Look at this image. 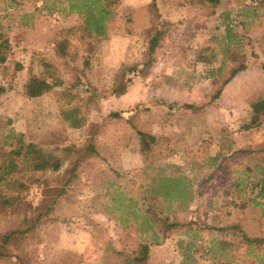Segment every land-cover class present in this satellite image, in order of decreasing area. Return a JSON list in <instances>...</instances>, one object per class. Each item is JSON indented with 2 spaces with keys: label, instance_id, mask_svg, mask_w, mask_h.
I'll return each instance as SVG.
<instances>
[{
  "label": "rangeland",
  "instance_id": "1",
  "mask_svg": "<svg viewBox=\"0 0 264 264\" xmlns=\"http://www.w3.org/2000/svg\"><path fill=\"white\" fill-rule=\"evenodd\" d=\"M15 1L0 14L1 33L13 47L9 61L0 66V163L13 131L26 143L53 152L62 166L41 173L22 168L14 175L25 185L23 203L0 204V264H127L149 245L151 233L140 229L145 215L163 242L150 245L142 264H213L204 253L196 263L187 260L177 245L187 228L166 237V220L213 228L240 224L250 238H264L260 211L239 209L241 201L226 194L236 176L241 179L246 172L256 181L257 169L264 168L263 153L234 155L264 143V123L256 126L262 118L251 115L253 98L264 89V68L244 71L237 86L233 78L215 97L234 69L264 63V13L257 14L255 31L242 35L234 33L239 24L233 16L219 15L222 8L207 16L209 4L199 0H120L110 37L82 42L76 29L69 32L84 23L81 16L64 14L61 5L54 8V0ZM45 1L53 14L44 8ZM7 3L0 0V7ZM227 28L232 29L229 43ZM234 34L243 36L235 51ZM60 38L70 42L71 56L65 59L54 51ZM211 51L218 54L216 60L199 61ZM41 60L55 66L53 75L63 85L29 99L23 86L41 73ZM149 60L153 66L142 71L141 64ZM137 64L127 73L126 91L113 94L122 70ZM90 143L98 156L81 164L78 180L65 188L56 206L25 224L26 217L33 220L40 213L35 208L41 199L50 201L64 187V174L76 160L74 150ZM68 147L73 151L65 152ZM170 176L193 185L194 209L157 192L158 181ZM2 191L0 183V196ZM28 207L33 210L26 214ZM31 225L30 232L5 245L10 232ZM200 233L203 244L216 237L234 239L233 230ZM237 245L238 264H255L246 257V242L240 239Z\"/></svg>",
  "mask_w": 264,
  "mask_h": 264
},
{
  "label": "trees",
  "instance_id": "2",
  "mask_svg": "<svg viewBox=\"0 0 264 264\" xmlns=\"http://www.w3.org/2000/svg\"><path fill=\"white\" fill-rule=\"evenodd\" d=\"M157 2V0H154ZM200 3L210 4L212 8H210V12L207 16L214 15V8L219 4V0H199ZM15 0H10V3H7L3 7H0V14L7 13L8 8L12 4H15ZM120 0H54L53 5L54 8L61 5L63 8H59V11H63L64 14L71 15L76 14L81 16L84 19V23L79 28H71L69 32H73L75 29L80 33V40L83 42L85 38H92L96 41L107 40L112 32L113 22L117 16V6L119 5ZM47 1H45L44 8L46 9ZM49 14H53L55 11H52L53 8H47ZM7 15V14H4ZM237 26V25H236ZM235 26V27H236ZM3 26L1 24V15H0V66L7 63L13 54L12 43L9 39L5 38L1 33ZM229 33L228 41L231 39V31L232 29L227 28ZM62 35V33H61ZM161 36V35H160ZM159 35L155 36L150 42V53H153L158 46ZM228 42V43H229ZM70 42L67 39L60 38L57 40L55 46V54L62 58H68L71 56V52L69 51ZM239 47V46H238ZM237 46H234V51L238 49ZM212 54L204 57L199 56L198 59L200 62H204L207 64L212 63V61L216 60L218 54L212 52ZM154 60H149L145 63H142L143 66L142 71L148 70L151 66H153ZM255 65V64H254ZM136 66L132 68H124L119 75V84L116 87V90L113 94L122 95L126 91L127 81V73L133 72L136 70ZM256 66L264 68L263 64H256ZM248 65H241L238 68L234 69L229 75V77L223 81L220 90L216 94V98L221 96L222 89L241 71L245 70ZM41 73L39 75H33L23 86L24 96L29 99H37L42 97L43 95L52 91L55 87L62 86L63 81L58 77L53 75L55 71V66L46 62L45 60L40 61ZM23 66L18 64V70H22ZM188 108L193 109V105H188ZM251 115L252 116H260L261 121L256 124L258 127L264 123V91L258 93L253 98V102L251 103ZM66 117H69L67 112ZM255 126V127H256ZM249 129V128H248ZM139 135L144 137L143 133ZM151 140H154L153 136ZM8 144V145H7ZM7 150L4 155L3 162L0 163V183L5 187L6 192L2 191V196H0V204L5 205L6 207H13L17 204L21 205L23 203L21 194L23 189H25V185L19 181L14 179V175L19 174L22 171V168L25 170H31L35 173L41 172H58L61 169L62 162L59 158L53 154V152H46L39 145L35 143H26L22 136L15 134L11 131L7 136L6 141ZM11 146V147H10ZM65 152L70 153L73 151V148L68 147L64 149ZM76 156L75 162L72 166L66 170L64 174V187L58 190L56 196L52 198L50 201L47 199H41L37 204L35 211L38 210L40 213L35 214L33 220H30L26 217L24 220L25 224L34 223L36 219H40L43 217L48 211H50L54 206L57 205L59 199L67 192L66 187L71 186L75 183L79 178V170L81 164L90 158H94L98 156V151L95 146L90 143L87 147L83 149L74 150ZM237 153V154H236ZM234 155L246 156L253 155L258 153L264 154V143L256 146L254 150H245L238 149ZM214 159V161H216ZM262 162H264V155L262 156ZM192 166H195L194 162H190ZM185 167V166H184ZM206 167V163L200 165V168ZM222 167V166H220ZM184 170V169H183ZM247 171H250L247 167ZM260 179L252 180L251 176L246 174L245 177L239 179V176L235 177V182L231 186V190L227 192V195H231V197L239 199L238 208L245 210L247 207L254 210H259L261 217L264 219V168L259 167L257 169ZM171 177V176H170ZM188 183V180H185ZM184 182V181H183ZM183 182L179 181V178H168L158 181V193H164V195L172 200H178L182 202L184 208L194 209L195 200L197 199V194L194 191L193 185L186 186ZM185 186V187H184ZM183 188V189H182ZM187 192V196H182V192ZM45 196H48L46 193ZM26 202V201H25ZM237 205V204H236ZM130 206H127L129 209ZM29 210H33L31 207L26 208V214ZM128 214L129 211H126ZM132 213L133 210H132ZM142 223L144 226H141V230H149L148 233H151V237H148L149 245L141 246L139 252L135 254L134 257L129 258L127 260V264H142L147 259L148 249L151 244L153 245H161L163 240L152 231L153 223L152 220L145 215L142 216ZM193 225H197L196 228L192 227ZM34 225H31L30 228H27L23 231H12L4 238V242L9 243L16 236H23L24 234L30 232ZM165 233L164 235H170L174 231H178L183 228H187L185 232H182L186 238L185 240H179L177 245L181 252V254L187 258V260H191L194 263L198 260V255L204 253L205 256L212 261L213 264H238L237 262V253H238V241L241 239L246 242V257L254 258L255 261L252 263L255 264H264V238H250L240 224H234L233 226H229L227 228H213L208 224L203 222H190L188 224L180 223V222H169L168 220L164 221ZM204 229L216 231L219 233H223L227 230L234 231V239L228 240L227 237L224 238H213L209 243L203 244L201 240V231ZM220 235V234H219ZM1 249V248H0Z\"/></svg>",
  "mask_w": 264,
  "mask_h": 264
},
{
  "label": "crops",
  "instance_id": "3",
  "mask_svg": "<svg viewBox=\"0 0 264 264\" xmlns=\"http://www.w3.org/2000/svg\"><path fill=\"white\" fill-rule=\"evenodd\" d=\"M204 4L206 5V3H204ZM206 6L209 7V8H212V7H210L211 6L210 4L209 5H206ZM216 8H217V10H218V8L219 9L222 8L220 10L221 11V14H219V15H222V17H229V16L230 17H232V16L234 17V22L235 23L238 22V24H239V26H236L234 28V33H239L240 32V33H243L242 35H246V33H250L252 31H255L254 30V26H253L254 24L253 23L257 20V17H258V15L260 13H264V11H262V10H260L258 8H255V7L251 6V5H249L248 4V0H219V4L216 6ZM216 8H214L213 10L216 11ZM242 38H243V36L242 37H239L237 34H234V46H237L238 47L239 45H241L240 43H241V40H243ZM247 42H249V41L247 40ZM255 67L261 69V67H258L256 65L251 64L245 70L239 72L234 77V86H237L236 84H238L239 77L241 76V74L244 71L245 72H247V71L248 72H251L252 70L255 69ZM262 91H264V89H261V91L257 92L256 95L258 93L262 92ZM88 252H89V250H87L86 253H88ZM85 257H86V255H85ZM101 264H103V263H101Z\"/></svg>",
  "mask_w": 264,
  "mask_h": 264
},
{
  "label": "built area",
  "instance_id": "4",
  "mask_svg": "<svg viewBox=\"0 0 264 264\" xmlns=\"http://www.w3.org/2000/svg\"><path fill=\"white\" fill-rule=\"evenodd\" d=\"M248 4L264 11V0H248Z\"/></svg>",
  "mask_w": 264,
  "mask_h": 264
}]
</instances>
